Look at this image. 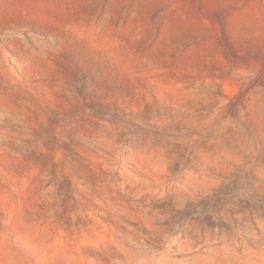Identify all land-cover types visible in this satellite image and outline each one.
I'll use <instances>...</instances> for the list:
<instances>
[{
  "label": "rangeland",
  "instance_id": "obj_1",
  "mask_svg": "<svg viewBox=\"0 0 264 264\" xmlns=\"http://www.w3.org/2000/svg\"><path fill=\"white\" fill-rule=\"evenodd\" d=\"M0 264H264V0H0Z\"/></svg>",
  "mask_w": 264,
  "mask_h": 264
}]
</instances>
